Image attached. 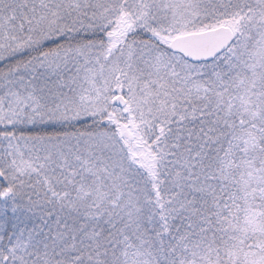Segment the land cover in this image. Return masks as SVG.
<instances>
[{"label": "snow or ice", "instance_id": "1", "mask_svg": "<svg viewBox=\"0 0 264 264\" xmlns=\"http://www.w3.org/2000/svg\"><path fill=\"white\" fill-rule=\"evenodd\" d=\"M0 264H264V0H0Z\"/></svg>", "mask_w": 264, "mask_h": 264}]
</instances>
